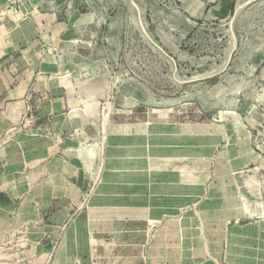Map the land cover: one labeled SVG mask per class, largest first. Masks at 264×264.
Returning a JSON list of instances; mask_svg holds the SVG:
<instances>
[{"label": "rangeland", "instance_id": "374dc122", "mask_svg": "<svg viewBox=\"0 0 264 264\" xmlns=\"http://www.w3.org/2000/svg\"><path fill=\"white\" fill-rule=\"evenodd\" d=\"M0 264H264V0H0Z\"/></svg>", "mask_w": 264, "mask_h": 264}, {"label": "crops", "instance_id": "0c3cea01", "mask_svg": "<svg viewBox=\"0 0 264 264\" xmlns=\"http://www.w3.org/2000/svg\"><path fill=\"white\" fill-rule=\"evenodd\" d=\"M58 92V93H57ZM14 93V94H13ZM13 93L8 94L9 99H13L11 97V94L14 98L19 97V95H15L17 91H14ZM56 94L58 95V98L56 100H52V104L54 108H62L66 105L67 99L63 96L61 92V88L59 89H53L51 90V95L56 97ZM44 142L43 149L40 147L42 145L41 143ZM29 148L27 150L28 154V162L32 165L33 168H30V173L34 175H42L43 177V187H44V208L45 210L49 211V222L50 223H55V224H60L66 219V214L64 213V210H57L54 212L52 209V204H61L65 201L62 200H57L53 202L52 196H53V189H55V192L57 190L65 189L67 190V185H68V164L65 162L66 160L64 159L65 156L63 157L62 152H59L52 147V143L48 141H37V140H31L28 143ZM8 151L5 154L6 157V162L8 166L13 169L19 167V164L23 160L25 163L26 159L22 158L18 155L7 154ZM33 155L31 156V154ZM39 177V176H37ZM38 178H35L37 180ZM53 182H56L53 184ZM7 187H9L8 184H6ZM14 187V186H13ZM66 198H69L68 196H65ZM56 202V203H55ZM61 208V206H60Z\"/></svg>", "mask_w": 264, "mask_h": 264}, {"label": "bare ground", "instance_id": "6f19581e", "mask_svg": "<svg viewBox=\"0 0 264 264\" xmlns=\"http://www.w3.org/2000/svg\"><path fill=\"white\" fill-rule=\"evenodd\" d=\"M244 202V201H243ZM84 225V224H83Z\"/></svg>", "mask_w": 264, "mask_h": 264}]
</instances>
